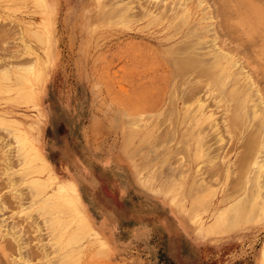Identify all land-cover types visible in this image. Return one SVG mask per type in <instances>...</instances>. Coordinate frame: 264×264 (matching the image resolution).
Masks as SVG:
<instances>
[{
    "label": "rangeland",
    "instance_id": "1",
    "mask_svg": "<svg viewBox=\"0 0 264 264\" xmlns=\"http://www.w3.org/2000/svg\"><path fill=\"white\" fill-rule=\"evenodd\" d=\"M263 39L264 0H0V264H264Z\"/></svg>",
    "mask_w": 264,
    "mask_h": 264
},
{
    "label": "bare ground",
    "instance_id": "2",
    "mask_svg": "<svg viewBox=\"0 0 264 264\" xmlns=\"http://www.w3.org/2000/svg\"><path fill=\"white\" fill-rule=\"evenodd\" d=\"M137 1H139V0H137ZM147 1V0H146ZM150 1V0H149ZM226 1V0H225ZM254 1V0H253ZM152 2V1H151ZM154 2H155V0H154ZM201 2V1H200ZM222 2V1H221ZM144 3H146V2H144ZM223 3H225V2H223ZM138 4V3H137ZM147 4V3H146ZM152 4H153V2H152ZM156 4V3H155ZM172 4V3H171ZM216 4V3H215ZM235 4V3H234ZM143 5V4H142ZM175 5V4H174ZM157 6V5H156ZM164 6V5H163ZM170 6V5H169ZM168 6V7H169ZM177 6H178V4H177ZM180 6V5H179ZM217 6V5H216ZM139 7V6H138ZM153 7V6H152ZM158 7H160V6H157V8ZM162 7V6H161ZM160 7V8H161ZM165 7H167V4H166V6ZM167 7V8H168ZM123 8V7H122ZM141 8H143V7H141ZM140 8V9H141ZM164 8V7H163ZM146 9V8H145ZM166 9V8H165ZM217 9V8H216ZM149 10V9H148ZM163 10V9H162ZM169 10V9H168ZM167 10V11H168ZM164 11V10H163ZM175 11V10H174ZM141 13V12H140ZM145 13V12H144ZM165 13H167V12H165ZM178 13V12H177ZM177 13H175V14H177ZM174 14V13H173ZM174 14V15H175ZM223 14V13H222ZM169 15V14H168ZM172 15V14H171ZM163 16V15H162ZM161 16V17H162ZM180 16V15H179ZM218 16V15H217ZM223 16V15H222ZM221 16V17H222ZM223 18V17H222ZM232 25V24H231ZM229 26V25H228ZM235 26V25H234ZM4 33V32H3ZM1 35H2V32H1ZM4 37V36H3ZM229 40V39H228ZM227 40V41H228ZM235 40V39H234ZM191 41V40H190ZM237 41V40H236ZM240 41H242L241 39H240ZM218 42V41H217ZM230 42V41H229ZM263 43H264V39H263V41H262ZM189 44V43H188ZM191 44V43H190ZM218 45H219V42H218ZM221 45V44H220ZM236 46V45H235ZM243 46V45H242ZM223 47H225V46H223ZM229 48V47H228ZM183 49H187V45H186V47L185 48H183ZM223 50V49H222ZM194 54V53H193ZM259 54V53H258ZM184 57V56H183ZM182 58V57H181ZM180 58V59H181ZM197 59H198V61L200 62V64H198V70L197 69H194V70H196V71H194V72H198V73H194L195 74V76H196V79H199V80H202V79H200V77L201 76H199L198 77V74L200 73V74H202V77H203V75H204V78H205V76L208 74V75H210L209 77H211L210 78V83L212 84V82H213V84L214 83H216L217 84V86H218V88H217V86H216V84H215V90L217 91V90H220V89H222L223 87H224V84L225 83H227L228 81H229V74L227 73V72H225L224 71V68L223 67H221L220 65H218V64H214V63H212V61H210V62H208L207 60L206 61H203L202 62V59H201V57H196ZM196 58H195V60H196ZM179 59V58H178ZM179 59V60H180ZM193 57H191V55H188V53H187V55L183 58V59H181L180 61H181V65H182V67H185V69H187L188 70V68H186V67H190V65H191V68H192V66H194V65H196L197 63H195V62H193ZM179 61V62H180ZM236 61V60H235ZM234 61V62H235ZM194 63V64H193ZM193 64V65H192ZM235 64V63H234ZM233 63H232V65H234ZM22 65V64H21ZM180 65V64H179ZM226 65V64H225ZM6 67V66H5ZM179 68V67H178ZM177 68V69H178ZM226 68V67H225ZM182 69V68H181ZM181 69H180V71H181ZM184 69V70H185ZM244 69V68H243ZM183 70V71H184ZM193 71V70H192ZM217 71V72H216ZM179 73H181V72H179ZM216 73V74H215ZM193 74V75H194ZM199 74V75H200ZM213 76V77H212ZM261 76H262V74H261ZM193 77V76H192ZM207 77V76H206ZM263 78V77H262ZM191 79V78H190ZM196 79H194V80H196ZM208 79V78H207ZM207 79H206V82H205V79H204V82L203 83H207ZM213 79V81L211 82V80ZM188 81H190V80H188ZM191 81H192V79H191ZM208 81V82H209ZM230 82H231V80H230ZM183 83V82H182ZM210 83H208L209 85H210ZM212 84V86H214ZM233 84V83H232ZM226 86H228V85H226ZM225 86V87H226ZM250 86V85H249ZM192 87V86H191ZM224 87V89H226ZM175 88V87H174ZM209 88V87H208ZM214 88V87H213ZM217 88V89H216ZM193 89L195 90V88H194V86H193ZM209 89H211V87L209 88ZM193 90V91H194ZM213 90V89H212ZM223 90V89H222ZM259 91H261V89H258ZM263 90V89H262ZM192 90H190V92H193ZM221 91V90H220ZM226 91V90H225ZM258 91V92H259ZM189 92V93H190ZM196 92V91H195ZM194 93V92H193ZM239 91H231V96H232V99H235V100H238V98H240L241 100H242V96H244V94L242 93L241 95H239ZM190 95V94H189ZM192 95V94H191ZM208 95V94H207ZM217 95V94H216ZM219 95V94H218ZM225 95V94H224ZM193 96V95H192ZM173 97V96H172ZM213 97V96H212ZM226 97V96H225ZM224 97V98H225ZM205 98V97H204ZM227 98H228V96H227ZM185 99V98H184ZM191 99V98H190ZM229 99V98H228ZM228 102V101H227ZM212 104H213V102H211ZM260 103V102H259ZM222 105V104H221ZM220 105V106H221ZM257 105H259V104H257ZM244 107V106H243ZM242 107V108H243ZM230 110L232 111L233 109H231L230 108ZM230 110H227V112L228 111H230ZM214 112V111H213ZM190 113V112H189ZM232 113V112H231ZM230 113V114H231ZM224 114H226V113H224ZM222 117V116H221ZM226 117V116H225ZM228 117H229V115H228ZM236 117V118H235ZM233 116V118H232V116L230 117V118H232V120L231 119H229V120H231V121H233V119L235 120V119H237V116ZM246 117V116H245ZM245 117H242V119L244 118L245 119ZM249 117V116H248ZM140 118V117H139ZM227 118V117H226ZM240 119H241V117H240ZM243 119V122H246L245 120ZM219 120V119H218ZM222 120H223V118H222ZM229 120H227V121H229ZM246 120H247V118H246ZM231 121L230 122H228V123H231ZM237 120H235L234 122H236ZM234 122L232 123V124H234ZM247 123V122H246ZM226 124V123H225ZM236 125L238 124V121L235 123ZM244 124V123H243ZM223 126H224V124H222ZM228 125V124H227ZM232 126V130L233 129H235V128H233V125H231ZM231 128L230 127V124H229V126H227V128ZM257 127V126H256ZM169 128V127H168ZM242 128V127H241ZM225 130V129H224ZM231 130V129H230ZM252 130V129H251ZM241 134V133H240ZM250 134V133H249ZM247 135V134H246ZM259 135V134H258ZM231 136H232V134H231ZM250 136H251V134H250ZM14 137H15V139H16V142H17V145H18V151H19V154L20 155H22L23 157L25 156L24 154H25V150H23L24 148H25V145H26V141L22 138V136L19 134V133H17L16 132V134H14ZM233 137V136H232ZM250 138V137H249ZM254 138H255V136H254ZM234 139V138H233ZM249 140H252V139H248V141ZM244 141V140H243ZM247 141V142H248ZM257 141V140H256ZM252 141H250V143H251ZM254 144H255V140H254V142H253ZM251 145V144H250ZM246 146H248V144L247 145H245V148H246ZM244 148V149H245ZM251 149H252V146H251V148L247 151L248 153H250V151H251ZM3 150V149H2ZM13 150V149H12ZM253 150H255V148L254 149H252V151ZM4 152V151H3ZM242 152V151H241ZM247 153V154H248ZM241 154V153H240ZM246 154V153H245ZM251 154H252V152H251ZM254 154V153H253ZM239 155V154H238ZM243 155H244V153H243ZM250 155V154H249ZM248 155V156H249ZM224 156V155H223ZM36 157H37V159H42V161H45L47 158L41 153V151L39 150L38 151V149H37V152H36ZM219 158V157H218ZM224 158V157H223ZM237 158H239V157H237ZM245 158V157H244ZM243 159V158H242ZM221 160V159H220ZM234 160V159H233ZM237 160V159H236ZM223 161V160H222ZM244 160H242V162H243ZM220 162V161H219ZM234 162V161H233ZM239 162V161H238ZM235 163V162H234ZM245 163V162H244ZM254 163H257V161H255ZM220 164V163H219ZM232 165V164H231ZM221 166V165H220ZM243 166V165H242ZM261 166V165H260ZM55 167V166H54ZM239 167H241V165L239 166ZM244 167V166H243ZM236 168V167H235ZM241 169H243V168H241ZM238 170V169H237ZM240 170V169H239ZM234 171V170H233ZM242 171V170H241ZM183 172V171H182ZM237 172V171H236ZM240 172V171H239ZM243 172V171H242ZM241 172V173H242ZM214 174V173H213ZM213 174H212V176H213ZM217 174V173H216ZM243 174V173H242ZM207 175V174H206ZM236 175V174H235ZM241 176V175H240ZM69 177L70 178H68L67 179V181H66V188L68 189V191H69V193H70V195H71V199L73 200V201H71V204H73L74 206H75V208L77 209V212L80 214V216H81V219H82V225L84 226V228H86V229H91V227H93V228H95L96 230H98L100 233H101V235H100V237L102 238V243H104V244H108V243H110L111 244V242H114V238L112 237V234L109 232H107V230H106V225L105 224H101V221L100 220H97V218H96V215H94V213L91 211V208H90V205H89V202H88V200L86 199V198H90L88 195H87V193L85 192V190L80 186V184L78 183V181H77V178L75 177V174L72 172V171H70L69 172ZM207 178V177H206ZM241 178V177H240ZM209 179V178H208ZM241 180V179H240ZM208 181V180H207ZM37 183L35 182V186H37L36 185ZM236 184V183H235ZM31 185L32 186H34V183H31ZM34 186V187H35ZM231 186V185H230ZM31 195V194H30ZM237 203V202H236ZM239 204V203H238ZM241 204H242V202H241ZM233 205V210H234V208L235 209H240V206H242V205ZM52 226V225H51ZM105 233V234H104ZM23 244V243H22ZM44 246V245H43ZM264 251V250H263ZM54 260V259H53Z\"/></svg>",
    "mask_w": 264,
    "mask_h": 264
}]
</instances>
